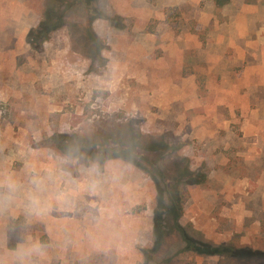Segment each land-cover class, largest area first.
Instances as JSON below:
<instances>
[{
	"label": "rangeland",
	"instance_id": "rangeland-1",
	"mask_svg": "<svg viewBox=\"0 0 264 264\" xmlns=\"http://www.w3.org/2000/svg\"><path fill=\"white\" fill-rule=\"evenodd\" d=\"M46 1L0 0V175L25 174L12 191L0 187V203L8 211L12 196L25 199L40 185L49 191L39 204L24 200L27 224L20 234L10 230L16 220L8 224L0 211V264H264V256L246 253L187 252L177 234L147 262L143 251L154 244L157 205L151 177L121 160L82 164L58 149L59 139L50 141L117 134L130 121L144 145L164 136L182 147L178 155L190 160L193 171L207 174L204 185L187 188L180 223L191 238L210 252L264 254L263 193L224 191L222 178L208 176L211 166L196 160L201 153L191 129L180 122L179 97L168 95L193 65L164 51V42L184 44L189 35L205 43L216 22L231 23L244 8L250 23L264 29V0H231L220 9L214 0H69L74 8L67 25L31 45L27 37L43 21ZM96 11L105 19L91 26L104 50L93 63L85 33ZM196 79L206 89L205 78ZM176 159L168 156L159 165L172 171ZM245 177L264 182V159L229 170L232 182ZM26 247L32 254L26 255Z\"/></svg>",
	"mask_w": 264,
	"mask_h": 264
},
{
	"label": "crops",
	"instance_id": "crops-1",
	"mask_svg": "<svg viewBox=\"0 0 264 264\" xmlns=\"http://www.w3.org/2000/svg\"><path fill=\"white\" fill-rule=\"evenodd\" d=\"M233 17L231 23L216 22L205 43L196 41L188 33L184 44L177 39L164 42L165 54L179 59L182 64L193 65V73L182 76L180 86L174 87L168 95L179 97L180 122L191 129V136L201 153L196 160H202L206 168L211 166L208 176L221 177L224 191L250 188L263 193L264 198V182L250 177L239 178L238 183L229 179L230 169L264 159V29L250 23L246 8ZM4 55L0 53V59ZM200 61L205 64L199 66ZM198 76L205 78L206 89L201 90L198 86ZM236 128L241 135L234 131ZM7 176L0 175V187L9 192L17 183H22L19 181L25 174L13 173L9 176L11 180ZM46 192L49 191L40 185L34 192L26 194L25 199L39 204ZM12 198L13 205L8 211L0 203L3 220L10 224L23 217L26 221L27 216L21 209L25 199ZM263 202L261 199V204ZM58 203L64 206L62 202ZM58 230L62 234L61 229ZM60 241L64 242V239ZM26 250V255L32 254L31 249L26 247Z\"/></svg>",
	"mask_w": 264,
	"mask_h": 264
},
{
	"label": "trees",
	"instance_id": "trees-1",
	"mask_svg": "<svg viewBox=\"0 0 264 264\" xmlns=\"http://www.w3.org/2000/svg\"><path fill=\"white\" fill-rule=\"evenodd\" d=\"M214 2L220 9L229 5L231 0H214ZM73 8L74 5L69 0H47L43 21L38 29L31 31L27 37L29 44H41L57 30L67 25V16ZM96 12L97 14L91 18L90 26L85 33L91 47L90 55L87 57L93 63L102 59L104 50L91 25L94 20L105 19V16L100 11ZM134 123L130 121L125 130L117 134L92 138L77 134L63 135L52 138L50 141L55 142L59 139L58 149L66 156L78 159L82 164L104 165L108 161L121 160L143 170L151 177L157 189V205L154 212V244L151 249L143 251L146 261L150 262L155 254L163 251L167 240L175 234L184 242L185 251L198 255H235L237 257L246 253V256L250 258L264 256L263 253L250 249L235 251L232 248H224L221 251L210 252V246L199 244L191 238L180 223L183 216V204L188 186L204 185L207 182V174L204 170L193 171L190 160L178 155L182 147L171 145L164 136L144 145V136L137 130ZM149 154H158L159 157L153 159ZM168 156L177 157L172 171H167L159 165V161ZM25 228L26 221L20 217L10 230L20 233ZM16 247L17 244H9L10 249L15 250Z\"/></svg>",
	"mask_w": 264,
	"mask_h": 264
}]
</instances>
